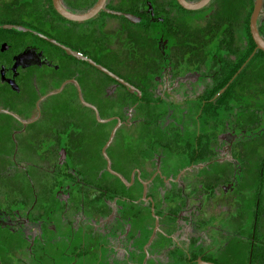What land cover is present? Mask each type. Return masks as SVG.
<instances>
[{"label":"flooded vegetation","instance_id":"flooded-vegetation-1","mask_svg":"<svg viewBox=\"0 0 264 264\" xmlns=\"http://www.w3.org/2000/svg\"><path fill=\"white\" fill-rule=\"evenodd\" d=\"M95 1L60 0L74 13L88 10ZM41 4L38 14L37 7L29 13L54 24L56 15H50L46 0ZM179 6L177 0L105 1L100 11L122 19L112 20L111 32L125 38L131 24L149 36L151 51L138 62L135 48L130 54L131 47L118 41L102 47L110 21L107 16L106 23L95 21L100 11L86 19L88 23L60 18L83 42L66 46L88 60L62 47L61 52L74 64L84 62L96 69L85 70L86 81L70 74L62 78L56 89L71 81V105H51L48 98L55 80L71 66L58 70L53 51L29 41L27 33L50 41L34 33L37 28L14 19L0 23L32 30H0V132H9L0 140V264L211 261L206 248L209 221L219 236L225 234L237 221L234 213L241 207L240 197L246 196L241 159L246 140L242 134L248 128L241 126L237 112L227 117L223 99L213 100L221 97L222 89L210 94L214 77L206 58L211 43L227 36L226 16L211 18L207 11L206 19L193 30L182 27ZM240 35L235 29V40ZM124 51L128 58L120 56ZM146 69L153 74L146 77ZM112 101L123 104L114 110ZM107 120L114 123L109 126ZM98 137L104 141L99 152ZM22 145L28 150L27 159L38 160L39 164L32 163V173L18 160ZM216 160L224 163V173L210 179L206 170L203 176L199 167ZM255 176L250 195L254 219L253 198L264 193L257 171ZM251 225L247 264H252L254 233L249 234L255 222Z\"/></svg>","mask_w":264,"mask_h":264},{"label":"rangeland","instance_id":"rangeland-1","mask_svg":"<svg viewBox=\"0 0 264 264\" xmlns=\"http://www.w3.org/2000/svg\"><path fill=\"white\" fill-rule=\"evenodd\" d=\"M193 1V0H191ZM42 5L41 0H35L34 3L30 4V0H0V19L2 18H9L14 19L16 22H22L26 25L32 26L37 29L43 30L45 33H48L51 37L57 38L64 42L65 45H68L70 47H73L75 44L83 45V42L78 41L79 39H76L75 32L70 31L73 28H70L68 26V21H60L59 19L54 20V24H48L41 16H35L32 13H29L30 10H32L35 7H38ZM249 6V0H212L209 5L206 6L204 10H183L179 9L178 11V17L179 20L182 21L183 26L185 28L189 29H197L199 27V23L206 19L205 14L207 11H209V17L216 18L219 16H227L229 18H232V20L235 21V23H240L241 20H243L244 15L247 11V8ZM107 16V13H99L97 14L95 21L106 23L103 21ZM107 18L109 19V24H107L105 31V47L106 44L110 43L113 44L115 41L116 44L119 45H127L131 47L130 54L134 53L133 48L137 51L138 55L136 57V61L138 62L140 59H143L145 54L147 55L148 51H151L150 42L148 41L150 38L145 33L146 31L140 29L138 26H132L131 24L128 25V33L127 37L125 38L121 37L122 34H117L116 32H111V28L113 27L114 22L112 20H116L117 18L122 20L120 16L116 15H108ZM90 21V20H89ZM82 23H88V21H81ZM70 23V22H69ZM240 29V25L236 27V29ZM70 31V32H69ZM115 31V30H114ZM117 36V38H116ZM100 37V34H99ZM27 38H29V41H32L33 43L37 45H43L48 46L54 53L53 60L55 63H58V70L61 69V66L69 65L71 66V70L63 74L61 77H59V71H56V75L59 77V79H56V83L53 85L52 89L48 93V98L50 100L51 105L55 104L58 105L60 102H64L66 104L71 105V100L69 99V83L70 80L65 81L64 87L61 90H58V86L61 84L60 81L62 78H64L67 75H72L73 77H76L78 79L82 78L83 73L86 72L85 70L88 69L89 71L96 70L93 67L89 66L87 63L84 62H78L77 64H74V62H71L67 59L65 54H63L60 48L54 47L49 42H46L40 38H38L35 34L27 33ZM238 38V36L236 37ZM89 39V38H88ZM197 41L193 42V44L196 45ZM90 47V45H89ZM106 52L107 48L102 49V52ZM140 51V52H138ZM107 54V53H106ZM111 52L109 53V55ZM126 58H128V52L124 51V54H121ZM68 62L69 64H63ZM74 70V71H73ZM261 73V70L254 66L252 70H249V77L258 78V74ZM146 74V77L149 75H152L153 73L149 70L144 71V75ZM69 75V76H70ZM83 80H87L86 77L82 78ZM43 91H46V89H43ZM119 92V91H118ZM68 100V101H67ZM114 110L117 109V106L122 101H112ZM65 107V106H64ZM68 107V106H67ZM77 107V106H75ZM112 107V108H113ZM122 106H119L121 108ZM103 115V114H101ZM145 116H148L145 114ZM100 117V116H99ZM102 117V116H101ZM100 117V118H101ZM242 120L248 121L245 119L244 116H242ZM149 124L152 123L151 120H148ZM154 122V121H153ZM106 123L111 126L114 122L112 120H107ZM245 128V127H244ZM244 130V129H243ZM256 132V131H255ZM119 135L121 133H118ZM9 132H0V140H5L8 138ZM246 136V137H243ZM242 139H246L242 142V147L244 146L245 154L243 155L245 158L242 161V170L243 174H245V179H243L242 185L245 187L243 195H246L245 197H240L239 204L241 207L239 210H235L236 212L234 215L237 218V221L235 219V224L232 222L229 227L226 229V233L222 236H219L217 234V230L215 227H213V223L211 220L209 221L210 226V239L208 242V246H206L207 251L211 254L209 259L211 261H215L219 264H247V257H248V239L247 235L250 230V225L252 221V200H251V193L253 191L254 184L256 182V170H255V160L257 156L264 152V133L260 134V132L257 134V136H251L249 135H243ZM92 144L95 143V140H91ZM103 140L100 142V139L98 137L97 140V146H98V152L99 148H101V145L103 144ZM4 146V145H3ZM105 146V145H104ZM40 147V146H38ZM87 149L90 150V144H87ZM108 150H111V147L107 148ZM3 153H6L7 148L2 147ZM18 160L20 163L27 168L29 172H33L32 169V163L39 164L38 160H29L27 159L28 150L26 149V145H22L18 148ZM26 156V157H25ZM202 168L200 172L203 174L206 170L210 174L208 175L210 179H212L215 175L214 174H223L224 171V163L221 161H214L211 162L206 167L202 166L199 167ZM23 172V171H22ZM21 172V173H22ZM22 180L24 178L19 177ZM231 197V196H230ZM232 198V197H231ZM239 207V206H237ZM215 215V213L213 212ZM216 216V215H215ZM225 216L222 214L221 218ZM235 216H231L232 218H235ZM220 220V218H219ZM218 221V218H217ZM260 221H263L262 219ZM264 222V221H263ZM264 224V223H263ZM264 231V226L262 228ZM92 263L94 262L91 261ZM96 264H103L102 261L99 262V259L97 260ZM216 264V263H215Z\"/></svg>","mask_w":264,"mask_h":264},{"label":"trees","instance_id":"trees-1","mask_svg":"<svg viewBox=\"0 0 264 264\" xmlns=\"http://www.w3.org/2000/svg\"><path fill=\"white\" fill-rule=\"evenodd\" d=\"M211 1L198 10H204ZM46 6L50 15H56L54 16V20L64 18L54 9L51 0H46ZM252 6L253 0H250L244 18L238 24L232 18L224 17V28H221L227 31V36H225L224 40L222 38L220 40L217 39L214 44L211 43L210 45L213 48L224 45V48H210L209 57L206 59L211 64L209 67L211 72H213L212 77H214V84L210 90V94L214 95L218 90L222 89L221 97L216 96L213 100L220 101V99H223L222 102L226 104L225 111L227 117L231 115L233 118L235 112H237V119L241 118V126L248 128L244 133H248L250 136H257L259 132L260 134L264 133V51L255 47V43L250 34L249 16ZM41 7V5L37 7L39 9L37 14L40 12ZM183 10L187 9L183 8ZM99 13L106 12L102 10ZM51 18L50 20H53L52 16ZM7 21L12 22L13 20L9 18L0 19V23ZM256 24L260 35L264 38V0ZM235 25H240V29H238L241 35L238 40H235L234 36ZM0 30L8 29L0 26ZM37 30L45 33L41 29ZM54 47L62 49L57 45H54ZM213 63L216 65L215 69H212ZM254 66L261 70L258 78L249 77V70L251 71ZM230 103L232 106H228ZM242 116L248 121H243ZM250 128L256 129V132L250 131ZM255 163L258 178H260V182L264 186V152L257 156ZM253 205L256 206L254 212L256 218H252V222H255V228L249 234L250 236L254 233L251 249L252 264H264V231L262 230L264 226V193L259 197L253 198ZM261 219L263 221H260Z\"/></svg>","mask_w":264,"mask_h":264},{"label":"water","instance_id":"water-1","mask_svg":"<svg viewBox=\"0 0 264 264\" xmlns=\"http://www.w3.org/2000/svg\"><path fill=\"white\" fill-rule=\"evenodd\" d=\"M51 1H52V5H53L54 9L61 16L65 17L69 20H72V21H82V20H86V19L94 16L96 13H98L100 11V9L103 8L106 0H96L95 3L88 10L81 12V13H74V12L67 10L61 4L60 0H51ZM209 1L210 0H194V1L177 0V2L179 3L180 6H182L185 9H188V10L199 9V8L205 6ZM262 3H263V0H253L252 10H251L250 16H249V30H250V34L252 36V39L255 43V47L264 51V38L260 35V33L257 29V24H256L257 17L259 15V12H260L261 7H262ZM126 16L134 18L130 14H126ZM0 26H2L4 28H15L18 30H31V29H29V28H27L21 24L3 23ZM33 32L37 33L39 36L47 39L48 41L52 42L53 44L62 47L66 52L71 53L74 56L82 57V58L88 60L85 56H81V54L72 50L71 48L64 45L63 43H60L59 41L55 40L54 38L48 37V36L44 35L43 33H40V32L35 31V30H33ZM90 62L92 64H94L97 68H99L101 71H104L105 73L114 76V74H112L109 70H107L105 67L101 66L100 64H96L94 61H90ZM125 84L128 86V84L126 82H125ZM131 88H133V87H131ZM49 93H52V92H49ZM113 134H114V130L110 133V136H109L108 140L106 141L105 145H107L110 142ZM103 151H104V149H103ZM198 263L199 264H215L212 261H204L201 259H198Z\"/></svg>","mask_w":264,"mask_h":264}]
</instances>
